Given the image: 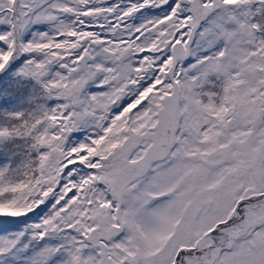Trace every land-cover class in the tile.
Wrapping results in <instances>:
<instances>
[{
	"label": "snow or ice",
	"instance_id": "1",
	"mask_svg": "<svg viewBox=\"0 0 264 264\" xmlns=\"http://www.w3.org/2000/svg\"><path fill=\"white\" fill-rule=\"evenodd\" d=\"M4 147L0 264H264V0H0Z\"/></svg>",
	"mask_w": 264,
	"mask_h": 264
},
{
	"label": "trees",
	"instance_id": "2",
	"mask_svg": "<svg viewBox=\"0 0 264 264\" xmlns=\"http://www.w3.org/2000/svg\"><path fill=\"white\" fill-rule=\"evenodd\" d=\"M148 13H146L147 15ZM12 105H16V106H21V99H17V100H10L6 103H4V107H10ZM9 148L8 147H4V148H0V163H7L8 159H9Z\"/></svg>",
	"mask_w": 264,
	"mask_h": 264
}]
</instances>
